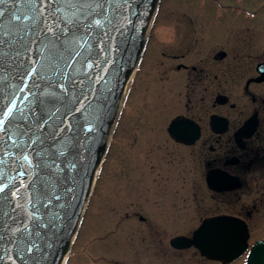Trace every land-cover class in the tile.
I'll use <instances>...</instances> for the list:
<instances>
[{
  "label": "water",
  "instance_id": "water-1",
  "mask_svg": "<svg viewBox=\"0 0 264 264\" xmlns=\"http://www.w3.org/2000/svg\"><path fill=\"white\" fill-rule=\"evenodd\" d=\"M158 1L130 0L123 7L124 0H88L100 26L88 28L82 40L77 36L79 47L72 45L71 58L65 53L55 62L49 57L50 37L42 30L47 26L58 32L63 27L60 14L53 17L46 6L33 11L29 0L0 4V50L6 53L0 57V119L5 125L0 131V184L7 186L0 195V264H61L97 177L127 81L144 53ZM80 20L87 26L88 13ZM21 61L36 73L23 75ZM41 77L63 80L64 87H49ZM72 80L78 82L75 89ZM13 106L11 117L3 116ZM73 124L77 127L70 133ZM219 230L229 232L222 243L215 240ZM199 233L212 235L207 240ZM197 234L192 244L211 257L228 258L233 244L240 254L245 250L243 230L231 221L208 223ZM31 244L36 247L29 252ZM247 264H264V241L250 250Z\"/></svg>",
  "mask_w": 264,
  "mask_h": 264
},
{
  "label": "flooded vegetation",
  "instance_id": "flooded-vegetation-1",
  "mask_svg": "<svg viewBox=\"0 0 264 264\" xmlns=\"http://www.w3.org/2000/svg\"><path fill=\"white\" fill-rule=\"evenodd\" d=\"M210 13L220 23H207L208 13L199 14L204 16L200 24L177 17L171 25V48L165 41L158 49L151 45L152 38H159L152 36L153 24L122 121L127 122L126 144L134 160L149 157L151 151L166 153V144L175 147L169 152L174 154L173 168L157 172L152 167L145 175L146 184L157 181L153 187L138 189L143 169L132 168L122 192L129 194L130 206L136 202L162 209L166 220L159 235L168 247L162 253L172 258L165 264H224L192 244L211 222L234 221L249 242L264 239V3ZM149 76L159 81L150 82ZM116 145L118 157L127 153L119 141ZM135 216L151 223L139 213ZM182 240L191 244H173Z\"/></svg>",
  "mask_w": 264,
  "mask_h": 264
},
{
  "label": "rangeland",
  "instance_id": "rangeland-1",
  "mask_svg": "<svg viewBox=\"0 0 264 264\" xmlns=\"http://www.w3.org/2000/svg\"><path fill=\"white\" fill-rule=\"evenodd\" d=\"M262 3L264 0H161L159 17L156 18V27L152 34V36L155 34L159 38L156 40L151 37V45L158 49L161 43L165 41L164 46L166 48L172 47L173 40H171L170 35L173 32L171 25L176 23L177 17L183 16L186 19H193L194 23L200 24L202 23L200 18L202 19L204 16L200 17L199 14L208 13L206 22L218 24L220 21L213 17L210 12L217 16L221 13L222 7H262ZM157 23L165 26L161 29ZM149 78L150 82L159 81L158 77L149 76ZM139 86H137L138 89ZM128 106L129 101H127L124 115L117 126L119 127L117 133L114 129L111 149L103 164L100 180L95 187V193L93 192L94 194L90 198L82 227L71 248L67 264H165L164 261L170 262L172 259H169L167 254L163 255L162 253L163 249L168 248L167 244L163 245L162 237L159 235L160 226L166 220L162 214V209L157 206L148 207L136 202L134 206H130L132 200L129 194L125 192L123 195L122 192L125 191L124 187L129 181L126 176L132 168L143 169L144 174L141 179L142 182L137 186L138 189L144 184L146 187H153L151 184L157 183V181L150 180L146 184L145 175L151 173L152 167L157 169V172L163 168H173L174 154L169 152H174L175 147L166 144V153L163 152L164 150L161 152L156 150L151 151L150 156L145 157V159H132L126 144L129 142L127 122H122L127 119L126 110ZM162 119L167 120L168 115ZM116 141L121 143L122 153L127 151L121 157H118L115 151L116 146H118ZM155 148H158V145ZM156 176L154 177L156 178ZM151 199H157V197L154 196ZM114 200H119V203L114 204V207L107 208L108 211L99 207L103 202L110 204ZM100 201L102 202L100 203ZM135 213L148 217L151 223L145 225L135 216ZM254 241L252 239L251 243ZM242 259L243 257L232 264H242ZM184 262L185 260H182L178 264H188ZM197 264L217 263H200L198 261Z\"/></svg>",
  "mask_w": 264,
  "mask_h": 264
},
{
  "label": "snow or ice",
  "instance_id": "snow-or-ice-1",
  "mask_svg": "<svg viewBox=\"0 0 264 264\" xmlns=\"http://www.w3.org/2000/svg\"><path fill=\"white\" fill-rule=\"evenodd\" d=\"M5 0H0V4L4 3ZM29 4L33 6V11L38 12L39 7L46 6L52 8L53 17L57 14H60V23L63 25L59 29L58 32H54L52 28L45 26L42 30V34L47 38L50 37L51 43V51L49 52V57L55 62L58 60H62L64 58V54L67 53L69 58H71V47L72 45H76L79 47V42L77 41V36L80 37V40L83 39V36H87L88 28L91 27H99L100 21L94 20V13L92 12L93 5L88 2V0H29ZM130 4V0H124L123 7H128ZM96 6L101 7L103 10V6L97 4ZM86 12L88 13L89 23L87 26L81 23L80 18L84 17ZM65 13H70V16H65ZM130 22V21H129ZM83 35H80V34ZM6 53L0 50V57L5 56ZM26 55V54H25ZM17 56H20V53H17ZM67 66V65H65ZM20 67L23 69V75H34L36 73V69H33L31 64H24L21 61ZM61 76L64 75L63 71L59 73ZM41 80H44L49 87L55 88L57 86L64 87L63 80H57L55 82L47 81L46 77H41ZM73 89L78 87V82L76 80L71 81ZM37 88H40V84L37 83L35 85ZM83 90H81V95H83ZM14 111L13 107H6V110L3 113V116L11 117ZM4 121L0 119V131L4 129ZM59 127V126H58ZM77 126L75 124L70 125L68 131L72 133ZM53 137H55V133H53ZM6 185L0 184V195H3ZM13 196L16 195L15 192L12 193ZM57 199H59L57 197ZM42 227L41 225H37V228ZM35 244H31L26 250L31 252L33 248H35Z\"/></svg>",
  "mask_w": 264,
  "mask_h": 264
},
{
  "label": "bare ground",
  "instance_id": "bare-ground-1",
  "mask_svg": "<svg viewBox=\"0 0 264 264\" xmlns=\"http://www.w3.org/2000/svg\"><path fill=\"white\" fill-rule=\"evenodd\" d=\"M156 7H158V4L156 5ZM153 23H154V19H151V21L149 22V28L153 25ZM131 82H132V78H130V80L128 81V84H127V87H126V90H125V94H124V97H123V100H122L121 107L123 105L124 98L127 95L128 89L131 86ZM121 107H120V109H121ZM231 235H233V233ZM197 236H199L201 239H207V240L210 239V237L207 234H205V233H199V234H197ZM224 236L228 238L229 237V232L227 230H219L218 235L215 237V240L218 241V242L220 241V243H222L221 239ZM228 249H229V251L230 250L231 251H230V253H228V258L226 259V261L229 260V259H234L235 257L239 258L238 255L240 254V252L237 251V248L235 247L234 244H233V246L231 245L230 248L228 247Z\"/></svg>",
  "mask_w": 264,
  "mask_h": 264
}]
</instances>
